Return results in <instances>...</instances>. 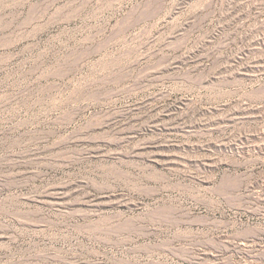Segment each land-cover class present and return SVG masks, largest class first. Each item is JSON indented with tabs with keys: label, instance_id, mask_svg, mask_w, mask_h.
I'll return each instance as SVG.
<instances>
[{
	"label": "rangeland",
	"instance_id": "rangeland-1",
	"mask_svg": "<svg viewBox=\"0 0 264 264\" xmlns=\"http://www.w3.org/2000/svg\"><path fill=\"white\" fill-rule=\"evenodd\" d=\"M0 18V264H140L165 242L175 264H264V0H0ZM162 176L181 208L239 181L237 229L141 222Z\"/></svg>",
	"mask_w": 264,
	"mask_h": 264
},
{
	"label": "bare ground",
	"instance_id": "bare-ground-1",
	"mask_svg": "<svg viewBox=\"0 0 264 264\" xmlns=\"http://www.w3.org/2000/svg\"><path fill=\"white\" fill-rule=\"evenodd\" d=\"M39 19H41L40 15L30 17L26 25H31ZM166 179V176H162L155 179V181H151L155 184L154 198H158L157 202L163 204L149 212V214L147 213L145 217L140 219L141 222L149 223L156 226V228L169 227L176 229L175 238L183 241L207 242L214 237L222 239L230 234L232 235V231L237 229L239 222L227 219V217L228 214L237 215L239 213L238 205L240 206V204L233 201L235 199H233V194L239 189V181L224 179L213 191V199L195 200L191 206L181 208L168 205L165 203V199L161 198L163 192L172 191L171 184ZM173 188L175 189V187ZM126 225L127 222L122 224L121 228L126 229ZM171 249L168 242L157 244L154 247L152 245L146 246L142 252L146 254V261L140 264H175L176 257L171 254Z\"/></svg>",
	"mask_w": 264,
	"mask_h": 264
}]
</instances>
